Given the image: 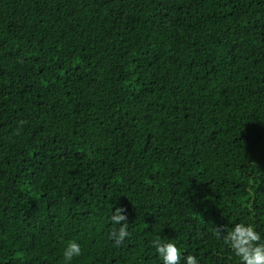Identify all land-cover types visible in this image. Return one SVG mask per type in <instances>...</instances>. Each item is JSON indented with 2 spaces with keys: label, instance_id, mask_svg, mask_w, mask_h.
<instances>
[{
  "label": "trees",
  "instance_id": "obj_1",
  "mask_svg": "<svg viewBox=\"0 0 264 264\" xmlns=\"http://www.w3.org/2000/svg\"><path fill=\"white\" fill-rule=\"evenodd\" d=\"M240 221L264 234V0H0V264H240Z\"/></svg>",
  "mask_w": 264,
  "mask_h": 264
},
{
  "label": "clouds",
  "instance_id": "obj_2",
  "mask_svg": "<svg viewBox=\"0 0 264 264\" xmlns=\"http://www.w3.org/2000/svg\"><path fill=\"white\" fill-rule=\"evenodd\" d=\"M113 230L108 234L109 239L115 246H120L129 236L128 217L123 207L112 209L109 217ZM217 235L220 236L233 254L239 258L240 264H264V234L257 231L256 227L244 221L227 224L217 227ZM153 247L158 255L161 264H200L197 256L192 254L184 255L177 245L169 240L157 238L153 241ZM82 255V246L76 239L65 242L62 257L64 264H72L74 258Z\"/></svg>",
  "mask_w": 264,
  "mask_h": 264
}]
</instances>
